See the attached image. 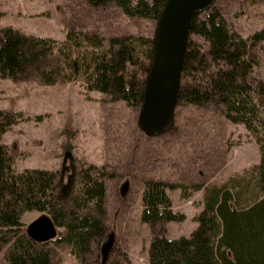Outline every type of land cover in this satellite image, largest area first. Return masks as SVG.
<instances>
[{
	"label": "trees",
	"instance_id": "1",
	"mask_svg": "<svg viewBox=\"0 0 264 264\" xmlns=\"http://www.w3.org/2000/svg\"><path fill=\"white\" fill-rule=\"evenodd\" d=\"M92 8L116 5L128 17L156 21L166 0H84ZM1 16V13H0ZM177 103L220 109L229 122L242 125L259 146V162L220 184L205 186L197 227L188 235L168 238L157 224L182 221L172 209L167 188L185 186L148 180L144 183L140 219L153 235L148 264H264V82L252 76L258 65L257 43L264 28L247 37L234 31L214 5L196 13L189 23ZM196 36L202 40H191ZM152 57V38L140 35L104 39L88 31L70 32L65 41L0 29V78L50 86L79 81L84 90L128 105L142 102L144 78ZM21 119L0 109V253L6 264H56L50 243L39 244L25 233V212L47 213L62 233L52 241L79 262L99 247L106 228V172L87 164L74 171L57 196L56 171H15L9 148L1 138ZM203 186L194 185V190ZM110 264H132L126 254Z\"/></svg>",
	"mask_w": 264,
	"mask_h": 264
},
{
	"label": "rangeland",
	"instance_id": "2",
	"mask_svg": "<svg viewBox=\"0 0 264 264\" xmlns=\"http://www.w3.org/2000/svg\"><path fill=\"white\" fill-rule=\"evenodd\" d=\"M229 26L243 37L264 28V0H215ZM0 29L11 26L26 35L68 39L70 32L88 31L104 39L115 36L151 37L155 21L128 17L114 4L92 8L84 0H0ZM191 40L202 42L196 36ZM255 51L259 62L252 76L264 82V41ZM140 105L112 102L109 96L84 90L79 81L50 86L33 81L0 78V109L20 113V121L3 134L13 156L15 171L43 168L58 173L57 196L63 195L74 168L87 164L106 172V231L98 248L82 264H101V246L110 234L114 246L105 264L126 254L132 264H148L153 232L140 219L142 190L148 180L185 186L169 189L174 211L182 221L157 224L155 231L168 238L188 236L203 209L204 188L259 162L256 139L242 125L229 122L220 109L176 104L174 123L165 133L149 137L137 125ZM264 117V107L260 106ZM126 192L121 195V186ZM203 186L194 190V185ZM44 213L25 212L24 229ZM58 235L62 233L57 228ZM56 264H81L67 248L55 246ZM0 264H6L5 251Z\"/></svg>",
	"mask_w": 264,
	"mask_h": 264
},
{
	"label": "water",
	"instance_id": "3",
	"mask_svg": "<svg viewBox=\"0 0 264 264\" xmlns=\"http://www.w3.org/2000/svg\"><path fill=\"white\" fill-rule=\"evenodd\" d=\"M215 0H166L155 21L152 57L144 78L142 102L137 125L149 137L167 132L174 123L181 70L188 41L189 23L196 13L210 9ZM126 192V183L121 186ZM26 235L34 242L49 243L57 238V227L47 213L27 225ZM110 234L101 246V264H105L114 246Z\"/></svg>",
	"mask_w": 264,
	"mask_h": 264
}]
</instances>
